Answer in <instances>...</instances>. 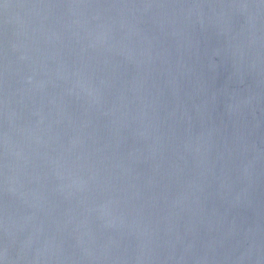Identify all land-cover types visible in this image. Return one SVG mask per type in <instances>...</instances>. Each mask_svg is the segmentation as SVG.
<instances>
[{
	"label": "water",
	"instance_id": "water-1",
	"mask_svg": "<svg viewBox=\"0 0 264 264\" xmlns=\"http://www.w3.org/2000/svg\"><path fill=\"white\" fill-rule=\"evenodd\" d=\"M0 264H264V0H0Z\"/></svg>",
	"mask_w": 264,
	"mask_h": 264
}]
</instances>
